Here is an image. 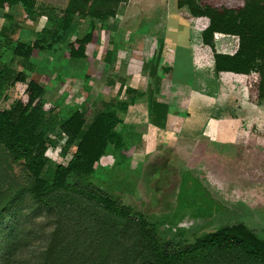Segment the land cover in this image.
Masks as SVG:
<instances>
[{
  "label": "trees",
  "instance_id": "trees-1",
  "mask_svg": "<svg viewBox=\"0 0 264 264\" xmlns=\"http://www.w3.org/2000/svg\"><path fill=\"white\" fill-rule=\"evenodd\" d=\"M129 1L69 0L64 9L46 12L38 10L36 0H0V264L13 263L40 217L53 221V228L36 264H264V240L242 222L190 241L187 231H162L166 221L133 212L114 193L90 182L104 156L113 155L116 164L128 158L122 136L133 125L122 128L123 116L130 105L144 99V93L128 88L132 101L127 103L119 99L124 86L120 83L111 101L101 102L105 108L95 110L87 85L92 72L84 69L83 102L67 107L70 96L63 93L53 109H45L47 85L34 77L40 58L51 55L56 47L62 50L48 63L62 61L60 72L49 75L55 84L63 82L71 64L93 65L99 32H110V20ZM171 1L188 18L206 23L200 38L212 50L217 86L219 81L248 79L256 72L257 104L262 105L264 0ZM16 6H21L26 23L45 17L32 40L20 41L16 36L20 28L11 13ZM179 18V29H187L188 21ZM83 23L87 30L80 33ZM218 35L235 42L233 53L215 51L212 42ZM109 53V60L104 57L102 63L115 62L116 50ZM17 84L24 86L23 97L9 101L7 92ZM2 102L9 105L2 107ZM144 103L151 114L154 104L148 105V98ZM153 115L156 121L158 115ZM52 134L62 138L56 154L60 162L51 177L43 179L51 162L50 148L57 142L49 138Z\"/></svg>",
  "mask_w": 264,
  "mask_h": 264
},
{
  "label": "rangeland",
  "instance_id": "rangeland-1",
  "mask_svg": "<svg viewBox=\"0 0 264 264\" xmlns=\"http://www.w3.org/2000/svg\"><path fill=\"white\" fill-rule=\"evenodd\" d=\"M68 1L36 3L40 11L57 12ZM14 12L24 28L45 24V17L37 23H25L21 6ZM179 17L188 21L187 29H179ZM205 26L204 21L178 11L171 0H130L110 20V32H99L95 61L86 65L92 72L87 82L92 89L91 107L104 109L101 102L111 101L119 83L125 85L120 100L131 103L130 86L145 97L123 116L122 128L133 125L122 136L128 149L126 161L116 164L113 155L104 156V164L97 165L99 169L89 180L114 193L133 212L153 220L178 221L172 224L177 225L185 218L192 219L182 229L190 241L235 222H242L264 240V103L257 104L259 74L253 72L248 79L233 78L227 83L219 81L217 86L212 50L201 43ZM86 30L87 23H83L78 31ZM212 43L221 54H231L235 48L231 38L219 35ZM105 50H116V63L103 62L113 66L115 77L111 78L118 82L115 86L106 73L108 66L102 63L104 57L109 60L110 53L104 56ZM61 51L56 47L51 55H43L34 74L39 83L47 85L46 110L53 109L63 93L70 96L65 101L67 107H78L84 100V75L73 64L68 66L63 82L55 84L49 76L61 70L62 61L48 64ZM23 94L20 84L7 92L9 101ZM145 98L150 100L148 105L154 104L151 114ZM153 114L158 115L156 121ZM49 138L57 142L50 148L51 162L43 179L51 177L60 162L56 154L62 138L53 134ZM52 223L43 217L34 221L33 236L12 264L39 261Z\"/></svg>",
  "mask_w": 264,
  "mask_h": 264
},
{
  "label": "crops",
  "instance_id": "crops-1",
  "mask_svg": "<svg viewBox=\"0 0 264 264\" xmlns=\"http://www.w3.org/2000/svg\"><path fill=\"white\" fill-rule=\"evenodd\" d=\"M17 7V6H16ZM16 7H14L13 9H12V15L15 17V21H16V23L18 24V26H19V30H18V34L16 35L17 36V38L20 40V41H25V40H32L33 39V33L34 32H38L41 28H42V26L40 27V28H37V27H35V28H31V27H29V28H27V27H23L22 25H20V23L18 22V19L16 18V14H15V8ZM26 23V22H25ZM2 24H3V20L0 18V27L2 26ZM33 24V23H32ZM27 28V29H26ZM14 30H12L11 32H13ZM110 45V44H109ZM51 60V59H50ZM117 61V60H116ZM40 62V61H39ZM116 63V62H115ZM114 63V64H115ZM147 63V62H146ZM148 64V63H147ZM146 64V65H147ZM151 64V63H150ZM39 65V64H38ZM74 66H75V68H78V70L79 71H82L81 72V74L82 75H84L83 74V70L85 69L86 70V65L84 64V65H82V64H73ZM144 65H145V62H144ZM90 66V65H89ZM85 67V68H84ZM143 68H144V66H143ZM112 69V70H111ZM111 69H110V71H109V73H108V76H109V78L110 79H112L111 77L113 76V73H114V71H113V66L111 67ZM91 70V69H90ZM90 70H88V71H90ZM88 71H86V73H88ZM85 72V71H84ZM35 73H36V71H35ZM40 76H41V74H40ZM113 77H115V76H113ZM36 80L38 79V77L37 78H35ZM113 80V82H114V84L112 85V86H115L116 85V83H118V82H115L114 81V78L112 79ZM38 81V80H37ZM112 81L111 80H108V83L110 84ZM120 84V83H119ZM125 86V85H124ZM130 88L131 89H134L135 90V88H133V87H131L130 86ZM126 89V88H125ZM134 106H132V105H130L129 106V108L127 109V112L129 111V109H132ZM127 114V113H126ZM101 164H104V162L103 161H101Z\"/></svg>",
  "mask_w": 264,
  "mask_h": 264
},
{
  "label": "built area",
  "instance_id": "built-area-1",
  "mask_svg": "<svg viewBox=\"0 0 264 264\" xmlns=\"http://www.w3.org/2000/svg\"><path fill=\"white\" fill-rule=\"evenodd\" d=\"M190 220L189 218H185L182 221H180L177 225H172L169 222H165L162 225V231L169 232L171 234H176L178 233L179 230L186 229L190 225Z\"/></svg>",
  "mask_w": 264,
  "mask_h": 264
}]
</instances>
